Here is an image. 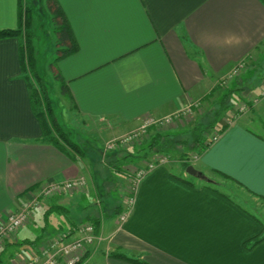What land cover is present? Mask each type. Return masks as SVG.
Returning <instances> with one entry per match:
<instances>
[{
    "label": "crops",
    "instance_id": "obj_1",
    "mask_svg": "<svg viewBox=\"0 0 264 264\" xmlns=\"http://www.w3.org/2000/svg\"><path fill=\"white\" fill-rule=\"evenodd\" d=\"M55 1L74 44L57 60L61 80L55 79L67 119L57 122L70 133L81 132L83 140L76 154L45 135L31 103L20 18L21 10L23 18L29 10L35 30L29 5L35 0H0V31H20L0 38V224L31 203L46 183L82 176L90 190L40 198L30 222L0 248L1 258L22 264L30 251L58 232L99 217V240L85 264H137L133 259L148 264H264V239L253 244L264 237V220L248 202L252 196L264 204V97L251 99L259 94L264 63L230 80L227 88L219 85L240 61L257 53L264 60V3ZM229 90V99L250 100V109L230 123L229 111L237 104L225 110L208 147L195 158L193 167L203 178L175 163L157 165L137 184L129 214L119 223L129 181L123 183L121 204L105 198L111 206H103L98 186L117 181L113 164L101 162L107 141L146 119L174 115L196 100L211 108ZM169 129L181 130V123ZM213 135L217 139L211 141ZM117 152H108L106 159H115ZM96 156L104 169L94 167ZM90 191L96 194L94 205L87 198ZM52 216L58 218L55 226L48 222Z\"/></svg>",
    "mask_w": 264,
    "mask_h": 264
},
{
    "label": "rangeland",
    "instance_id": "obj_2",
    "mask_svg": "<svg viewBox=\"0 0 264 264\" xmlns=\"http://www.w3.org/2000/svg\"><path fill=\"white\" fill-rule=\"evenodd\" d=\"M27 1V0H26ZM46 0H35V2L33 4H29L30 7L32 8L33 11V17H35V21H34V25L33 28L35 29L34 31L31 30V24L29 29L27 28L26 25H24L23 27V38H24V45L27 42V37L28 34H30L31 36V44L33 46L34 45V41H36V46L38 49V61H39V66L40 69H38L36 67V71L38 74L39 78H36L34 75L31 74L29 68L27 67L28 70V80H29V85L31 87V90H36L37 92L39 90H41L42 88H44L47 92V96L49 97V101H50V109H51V113L48 114L47 112H45L44 114V119L46 120L52 137H55V139H58L57 141L59 143H61V139L57 138V128H58V120L61 118H63L64 121H66V112L63 109V103H62V98L60 96L59 93V88H58V83L57 80L53 77L52 72L50 70L49 67V63L50 61H52L51 59L54 58L55 56V50H54V33L52 30V25H51V15L47 9V5H46ZM28 5V6H29ZM32 22V20H31ZM35 32V33H34ZM35 49V48H34ZM261 52H264L263 47H261ZM262 56H258V53L256 55H252L245 60V65L239 70L237 71L236 74L232 75V79H234L235 77H237L238 75H240L241 73H249L251 71H254L256 69V67H262L259 64H263L264 60H260ZM260 58V59H259ZM259 62V64H258ZM27 64V62H26ZM259 66H256V65ZM259 68H257L258 70ZM233 70V69H232ZM263 70V69H262ZM232 71H230V73H228V75H231ZM228 75L221 80V82L219 83V85L221 86V88H227V84L230 81L228 79ZM224 81V82H223ZM259 86V94L258 95H254L251 99L253 102H256L258 100V98L260 97H264V80L258 84ZM41 93V91H39ZM214 97V96H212ZM231 102H233V106L235 104L240 105V104H244L248 102L246 109L236 112L232 107H230L229 109L225 106L220 107L218 106V103L220 100L215 101L213 100V104L212 107L209 108V106L207 107V104H201L199 100H196L190 107H186L185 109H183V111L179 112V114L177 115V117L173 118L172 121L166 125H162V126H157V125H151L149 126L146 131L139 136V138L135 141L132 142H128L125 143L123 146H119L118 148H113L112 150H110L109 148H103L102 149V157H101V162L105 161L104 163H108L109 164H113V168H115V170L111 171V174L116 177L117 181H115L114 179L111 180L109 179L107 181L106 184L99 185L98 187H100L101 189V203H103V206L105 205L106 208H110L109 206H111V204H121L123 197H124V185L123 183L126 182L127 185V180L129 181V177H133V175H136L137 169L141 166H143L145 163H149L151 161H154L158 158H164L166 160V164H171V163H175L179 166L182 167V161H187L189 165H194L195 164V158L197 156V149H192V145L194 144V142H196L197 139H200L203 143L204 142H208L209 141V136L213 133L215 127H217L219 120H221V118L225 115V110H230L229 111L230 115H228V120L227 123H230V121L235 117L236 114L239 113H244L245 111H248L249 108V101L247 102H240V99L237 96H233L231 98ZM43 100V99H42ZM217 102V103H216ZM239 103V104H238ZM189 109V111H188ZM211 109L212 112H211ZM63 110V111H62ZM184 112V113H183ZM209 115L211 117H209ZM63 116V117H62ZM220 117V118H219ZM218 118V119H217ZM227 119V118H226ZM213 121H217L216 123ZM211 122L213 123L211 125ZM226 122V121H225ZM174 123H181V130H176L173 131L172 129L170 130L169 127L171 124ZM221 126V125H220ZM60 127V126H59ZM151 128V129H150ZM154 128V129H153ZM69 130L71 131L70 128L68 129H62V132L64 133L65 137L71 141V144H76V145H80V141L79 140H83L82 139V134L81 132L78 131H73V133H70ZM164 132V133H172L170 136V142H177L180 140H184L186 139L190 144L189 147L187 148H182V147H178L176 145L175 148L176 149L172 152L168 153H149V156L145 157V158H137V156H141L143 155L142 152V147H145L148 142L151 140L152 136L156 133V132ZM178 131V132H177ZM180 131V132H179ZM130 133V132H129ZM176 133V134H175ZM128 134V133H127ZM88 139V138H87ZM85 140V139H84ZM90 139H88L89 141ZM61 141V142H60ZM91 145H96L97 141H95L96 144H94L93 140L91 139ZM113 141V140H111ZM168 141V140H167ZM110 142V141H107ZM81 146V145H80ZM141 146V147H140ZM64 149H67L69 151H72L73 153H75L71 146L69 147L67 145V143L63 144ZM140 147V148H139ZM118 151L115 155V159L114 156H112V160H110L109 158L106 159L107 157V153L111 152V151ZM79 152V149L78 151ZM178 154H176V153ZM117 157V158H116ZM96 160H98V162L95 163L94 167H101L100 164V160L99 158L96 156ZM110 160V161H109ZM103 163V162H102ZM103 163V164H104ZM104 169V168H103ZM120 179V180H119ZM70 180V179H69ZM86 180V179H85ZM129 183V182H128ZM88 182L86 180V184L85 186H83L82 188H80L79 190H84L87 187L90 190V186H88ZM125 185V186H126ZM131 185V183H130ZM129 186V185H128ZM128 189V188H127ZM78 190V191H79ZM100 191V190H99ZM87 198H89L91 204H95V199H96V194L92 191H90V194H88ZM107 198V200L109 202L112 201L111 204L106 205L107 201H104L103 199ZM249 206L251 207V210L253 212H256L258 214V216L264 220V204L262 201L253 198L252 196H249ZM50 217L48 222L49 225H53L55 226L57 224V220L58 218L56 217ZM45 223L41 222L40 226H43ZM50 228V227H49ZM39 232V230H38ZM59 233V232H58ZM35 233H30L29 237L30 238H34ZM22 236V234H21ZM0 264H10L8 258H6L5 256L3 258H1Z\"/></svg>",
    "mask_w": 264,
    "mask_h": 264
},
{
    "label": "built area",
    "instance_id": "obj_3",
    "mask_svg": "<svg viewBox=\"0 0 264 264\" xmlns=\"http://www.w3.org/2000/svg\"><path fill=\"white\" fill-rule=\"evenodd\" d=\"M244 65L245 60L237 63L233 68L231 75H228V79L230 80L232 75L236 74ZM246 107V103L237 105L235 111L242 112ZM178 114L179 112L158 119H146L137 129L123 137L107 142L104 148L106 147L112 150L113 148L115 149L119 146H123L125 143L135 141L149 126L166 125L170 123L173 118L177 117ZM216 139L217 135H213L211 141ZM165 163L166 160L163 157L149 163L147 162L137 169L136 175L128 178V195L126 197V205L123 211L118 214L119 223H123L129 214V210L134 201L132 193L139 181L157 165H163ZM85 184V178L79 176L63 182H53L42 185L39 195L35 197L31 203L19 211L10 214L6 221L0 224V248L7 240L14 237L21 227L30 222L34 216L35 209L39 206L40 198H48L61 193L78 191L85 186ZM98 240L99 237L97 236L94 224L87 220L81 221L63 231H60L38 249L30 251V256L22 264H85L88 261L87 255L91 252Z\"/></svg>",
    "mask_w": 264,
    "mask_h": 264
},
{
    "label": "trees",
    "instance_id": "obj_4",
    "mask_svg": "<svg viewBox=\"0 0 264 264\" xmlns=\"http://www.w3.org/2000/svg\"><path fill=\"white\" fill-rule=\"evenodd\" d=\"M261 2L264 3V0H260ZM46 5H47V9L51 15V25H52V30H53V33H54V41H55V56L54 58L52 59V61H50L49 63V67H50V70L53 74V77L56 78V79H59L61 80V77L58 73V69H57V60L59 58H61L63 55H66L68 53H70L73 49H74V44H73V40H72V37L70 35V32L68 30V27L64 21V18H63V13L60 9V7L58 6V4L56 3L55 0H46ZM20 18H21V25L24 24L27 26V28L29 29L30 27V24H31V16L29 14V10L25 9V13H24V18H23V12L21 10V13H20ZM22 20H23V23H22ZM29 26V27H28ZM18 33H20L19 30H3V31H0V38H4V37H9V36H15L17 35ZM25 38V37H24ZM31 36L30 34H28V37H27V42L26 44L24 45V49H23V53L25 52L26 54V67L29 68L30 72L32 75H34L36 78H39L38 77V74H37V71H36V57H35V51H34V46L31 44ZM41 91V93L39 92ZM38 92L36 90H31V103H32V107H33V110L35 112V114L41 119V123H42V126H43V130H44V133L45 135H50V138L51 140L57 142L58 139H55V137H52V134H51V131H50V128L46 122V120L44 119V114L45 112H47L48 114L51 113V109H50V99L49 97L46 95L47 92L44 88H42L41 90H39ZM233 90H229L228 92H226V94H224V96L220 99L219 103H218V106L219 108L224 105L226 107V109L230 108L233 106V102H231V99L228 98V95L230 94V92H232ZM61 92L63 93L64 90H63V85H61ZM43 99V100H42ZM213 109H211V112H212ZM212 116V115H211ZM209 115V117H211ZM220 118V117H219ZM218 119V118H217ZM215 122V121H213ZM217 122V121H216ZM215 122V123H216ZM213 123L211 122V125ZM224 128L221 129V131L223 130ZM57 138L61 139V143L62 144H65L67 143V145L75 150L74 152L77 154L78 152V149L80 150V145H76V144H71L66 137L64 135V133L62 132V128L58 126L57 128ZM170 136L171 134L170 133H164V132H156L151 140L148 142V144L145 146V147H142V152H143V155L141 156H137V158H145L147 156H149V153H168L169 152H172L176 149H173L175 148L174 145L178 146V147H182V148H187L189 147V142L184 139V140H180V141H177V142H170ZM168 140V141H167ZM208 143L206 142H202L200 139H197L196 142H194V144L191 146L192 149H197V155H200L202 154L205 149L208 147ZM176 153V152H175ZM178 154V153H176ZM188 162L187 161H182V167L183 169L185 170L186 167L188 166ZM88 221H91L94 226H95V230L98 229L99 227V224H100V220H99V217L97 218H94V219H91V220H88ZM264 237H262L261 239L259 240H254L253 241V244H256L257 242L263 240ZM119 257H122V258H126V259H129L127 258L126 256L122 255V254H119L117 255ZM0 261H1V256H0ZM133 261L137 264H148L147 262L145 261H139V260H134Z\"/></svg>",
    "mask_w": 264,
    "mask_h": 264
},
{
    "label": "water",
    "instance_id": "obj_5",
    "mask_svg": "<svg viewBox=\"0 0 264 264\" xmlns=\"http://www.w3.org/2000/svg\"><path fill=\"white\" fill-rule=\"evenodd\" d=\"M185 170H186L187 173H189V174H191V175H197V176L203 178L202 173H201L200 171L196 170V169L193 167V165H188V166L186 167Z\"/></svg>",
    "mask_w": 264,
    "mask_h": 264
}]
</instances>
